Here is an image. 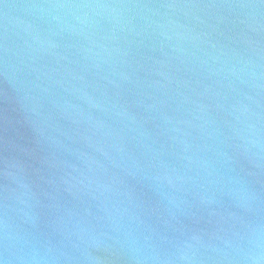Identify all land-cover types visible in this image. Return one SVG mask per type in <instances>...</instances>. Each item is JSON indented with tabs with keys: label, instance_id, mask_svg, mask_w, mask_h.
<instances>
[{
	"label": "water",
	"instance_id": "1",
	"mask_svg": "<svg viewBox=\"0 0 264 264\" xmlns=\"http://www.w3.org/2000/svg\"><path fill=\"white\" fill-rule=\"evenodd\" d=\"M3 264H264V0H0Z\"/></svg>",
	"mask_w": 264,
	"mask_h": 264
},
{
	"label": "clouds",
	"instance_id": "2",
	"mask_svg": "<svg viewBox=\"0 0 264 264\" xmlns=\"http://www.w3.org/2000/svg\"><path fill=\"white\" fill-rule=\"evenodd\" d=\"M0 264H3V261H0Z\"/></svg>",
	"mask_w": 264,
	"mask_h": 264
}]
</instances>
